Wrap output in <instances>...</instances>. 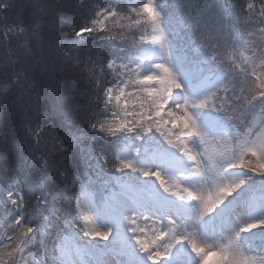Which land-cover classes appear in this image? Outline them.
Returning <instances> with one entry per match:
<instances>
[{
  "label": "snow or ice",
  "instance_id": "1",
  "mask_svg": "<svg viewBox=\"0 0 264 264\" xmlns=\"http://www.w3.org/2000/svg\"><path fill=\"white\" fill-rule=\"evenodd\" d=\"M8 6L0 0V9ZM257 24L264 25V3L238 12L226 0H206L179 18L157 0H98L82 25H68L70 49L106 43L111 83L102 89L104 118L91 125L100 140L97 180L80 181L67 202L73 244L60 238L57 264H108V256L115 264H264V26ZM205 25L207 47L194 38ZM46 26L41 19L28 31L39 39ZM19 62L6 58L0 97L24 94ZM43 127L28 130L38 136ZM39 167L45 171L43 157ZM0 191V264H44L35 248L57 211L51 185H29L39 219L25 214L19 188Z\"/></svg>",
  "mask_w": 264,
  "mask_h": 264
},
{
  "label": "trees",
  "instance_id": "2",
  "mask_svg": "<svg viewBox=\"0 0 264 264\" xmlns=\"http://www.w3.org/2000/svg\"><path fill=\"white\" fill-rule=\"evenodd\" d=\"M97 2L7 0L9 6L0 9V72L4 70L6 58L11 56L20 58L16 67H23L27 73L22 96L12 93L7 98L0 97V190L19 188L25 194V214L35 213L39 219L41 214L36 211L35 200L28 202L29 185L42 179L51 185L57 211L49 217L42 246L38 244L35 248L37 258L44 264H54L53 259L57 257L54 249L61 237L71 240L64 223L70 219L67 202L79 195L80 181L88 177L94 180L98 172L97 160H90V156L99 151L100 140L93 139L90 133L92 123L98 124L104 118L102 89L109 84L98 71L103 60L106 64L109 58L107 45L93 41L78 49L68 47V42L75 38L68 25H82ZM205 2L157 0L169 11H175L179 18L195 15ZM249 2L260 5L264 0H226L238 12H243ZM41 19L47 26L40 30L37 39L28 28ZM203 27L195 34H201ZM20 28L25 31L20 32ZM40 125L44 127L38 136L28 130H36ZM41 157L44 172L39 167ZM3 210L0 204V213Z\"/></svg>",
  "mask_w": 264,
  "mask_h": 264
},
{
  "label": "rangeland",
  "instance_id": "3",
  "mask_svg": "<svg viewBox=\"0 0 264 264\" xmlns=\"http://www.w3.org/2000/svg\"><path fill=\"white\" fill-rule=\"evenodd\" d=\"M165 10H166V11H169L167 7H165ZM242 18H243V21L240 22V24H241L242 26H244V17H243V16L240 17V21H241ZM259 25H260V24H257L256 27H259ZM248 27L250 28L251 26H248ZM207 31H209V29L207 28V26H204L203 29H201V32H207ZM181 36H184V33H183V32H181ZM194 38L196 39V43H197V45H199V44H204L205 47H207V45H208L209 40H210L211 37L201 36V34H195V37H194ZM117 39L119 40V38H117ZM177 43H178V44H183L184 41L178 39V40H177ZM109 58H110V57H109ZM109 58H108V59H109ZM104 65H106V64L104 63V60H103V62H102V67H104ZM193 71H195L194 68H193ZM98 72H99V75L102 77V80H103V78L105 77V78L107 79V82H105V83H107V84L110 85V83H111V76L109 75L107 68L104 67V71H103V73H101L100 68H99V71H98ZM3 199H4V196H3V195H2V196L0 195V200H3ZM110 239H111V238H110ZM100 243L106 244L107 242H103V241H101ZM115 261H116V259L113 260V263H112V264H115Z\"/></svg>",
  "mask_w": 264,
  "mask_h": 264
}]
</instances>
